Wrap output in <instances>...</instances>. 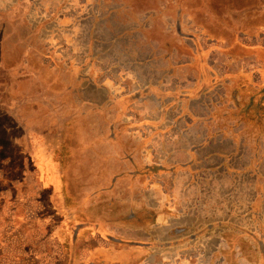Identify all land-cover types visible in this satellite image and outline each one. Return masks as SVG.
I'll return each instance as SVG.
<instances>
[{"label":"rangeland","instance_id":"rangeland-1","mask_svg":"<svg viewBox=\"0 0 264 264\" xmlns=\"http://www.w3.org/2000/svg\"><path fill=\"white\" fill-rule=\"evenodd\" d=\"M4 41L5 57L13 60L5 67L15 70L27 61L28 75L47 71L57 76L58 93L76 86L77 108H67L56 94V113L39 129L27 119L36 112L28 108L23 91L22 103H14L15 98L1 103L0 115L15 106L12 115L17 117L0 118L5 124L0 127V233H10L12 214L4 202L10 204L19 195L17 190L1 192L11 180L21 179L24 169L20 200L25 207L17 216L34 219L14 229L4 245L0 238V264H38L30 255L34 249L40 256L52 252L58 258L62 249L46 241V234L71 213L78 220L67 223L82 241L87 232L106 225L102 214L107 220L119 218L120 225L112 226L108 235L125 240L116 243L121 254L115 253L112 264H135L131 242L142 247L150 239L153 255H140L138 264H264V0H0V61ZM6 79L11 90L17 81L1 69L0 88L6 89ZM86 98L88 108H78ZM113 101L121 106L98 107ZM64 110H70L72 119L83 111V134ZM174 133L185 147L180 162L191 160L193 139L199 147L181 187L189 183L188 170L205 166L204 154L216 152L210 195L197 197L190 189L185 192L189 201H176L171 193L166 202L161 138ZM35 136L54 139L46 147L66 167L65 183L85 200L82 213L74 193V198L68 195V207L64 201L56 204L60 218L50 206L49 193L33 209L35 168L25 157L39 149L29 144ZM8 138L23 140L22 155ZM64 138L66 145H58ZM147 138L150 142L142 145ZM108 172L115 173V191ZM34 233L39 235L36 241L25 238ZM89 250L91 254L84 252L89 255L83 259L86 264H101L108 256Z\"/></svg>","mask_w":264,"mask_h":264},{"label":"crops","instance_id":"crops-1","mask_svg":"<svg viewBox=\"0 0 264 264\" xmlns=\"http://www.w3.org/2000/svg\"><path fill=\"white\" fill-rule=\"evenodd\" d=\"M38 31H39V28H38ZM1 55H2V61H0V71L1 69L4 70L8 78H10L11 80L13 79L14 81H17L16 83H13L12 89L8 90L7 88L11 87V82L8 79H6V81H9V83L6 86V89H5V85L1 86L0 88V99H1L0 102L1 103L4 102L8 98L9 99L15 98L14 103H18L17 101L22 103L20 99H23L22 97V91H23L27 97V100L30 103L28 108H33L34 112H36V114L29 115L27 119H29L30 121H33V123L34 121H36L37 125H35V123L34 125L38 127L39 129L44 128L46 125V122L48 121L47 120L48 117L51 118L52 117L51 114L56 113L55 110L57 108V103H58L56 94H60L62 96L64 104H67V108H77L73 104V88L76 86L71 84L70 86H68L67 91L61 88L60 90L62 91L59 90L60 92L58 93V90L56 89L55 84H54V82H56L57 76H53L52 74H50V72H47V71L40 72L38 74L39 77L38 76L36 77L37 73L36 74L32 73L28 75L27 73L30 72V69H29V64L27 61L24 62L23 66H18L17 68H15V70L8 69V67H5L6 63L9 64L13 60L12 59L10 60V58L6 59L5 57V56L9 57L8 49L6 48L5 41L1 47ZM70 73L72 77L75 78L74 76L75 74H73V72H70ZM73 80L71 79V81ZM78 95L81 97L83 96L82 93ZM71 101H72V105H71ZM88 103H89V100H87L86 98L84 101L81 102L80 107L78 108H88ZM0 105L2 107V104ZM119 105L121 106V102L116 103L115 101H113L109 105H106L105 102H102V104L100 106L98 105V107L99 108H119L120 107ZM13 108H16V107L13 106ZM13 108H7V110H4L2 113H4L5 115H12ZM70 113H71L70 110L68 111L64 110L63 112L65 117L68 116V120H70L71 122H75V124L78 123L77 126H81L80 130L83 134L84 127H85V124L83 122V120L85 119L83 111L82 112L80 111V113H78V116L74 119L71 118L72 115ZM21 126L22 125L19 123L17 127L19 128ZM65 127L66 126L64 125L62 126L63 131ZM74 128L76 132V126ZM83 137L86 138L85 136ZM83 137L79 139L78 141H83L84 139ZM52 140L49 136H46V137L35 136L33 141L31 140L29 141V144L39 146V149L36 151L34 155H31V158L33 159L34 166L37 168L38 175L41 176L42 178H46L48 182V184L44 185L42 189H44V191H47L49 193L50 203L53 205V208L56 210V213L58 214L59 217L62 216V213L60 212V210L57 209L56 204H62V201H64L63 204L68 207L69 206L68 204L70 202V197L74 198L72 196V193L77 194L78 197L74 198L75 203L78 205L77 212L82 213L83 207H81V205L82 203L85 202V200H83L82 196L78 194V191L73 190V187H70L67 183H65L64 175H65L66 168L63 167L60 162H58L59 159L56 158L55 152L54 153L53 151L50 152L46 147L47 145L54 144ZM147 140H149L150 142L151 138L142 140L143 142H141V144L145 145ZM161 141L163 142V151H162L163 157L161 158L160 170H161L162 178L166 180V182L162 185V188H163L162 193H165L166 202H168L169 198L171 199V197L172 198L174 197L176 201H185V200L189 201L190 196H188L189 194L185 192L186 190L187 192H189L190 189L192 190L194 189L197 191L198 193L197 197H199L200 195L203 196L204 194H207V193L208 195H210L211 190L214 189L212 188L213 186H211L212 182H211L210 177L211 175L215 177L216 168H217V163L215 162L216 152L210 151L208 153H205L204 158L202 160L204 161L203 164L208 161L207 164L203 167L202 165L201 167L199 166L198 168L193 167V170H191V173L188 170L189 183L185 184L184 187H181L179 185V181L181 180L182 176L183 178L186 176L187 174L186 169H188L190 165H193L192 163L194 160V152L196 149L199 148V147H196L198 143H196L195 142L196 140L193 139V142L190 144L192 146H195L190 149L192 158L189 157V160L190 159L191 160L188 161L187 164H184L179 161V155L180 153H183L182 150H184L185 148V147H182L178 143L179 137L175 136V133L171 135L167 134V137L163 139L161 138ZM203 144H201L200 146H202ZM58 145H66V138H64L63 143L59 142ZM173 159H175L176 161H173ZM205 173H207V175ZM62 175H63V178H62ZM105 175L111 178V181H112L111 188L113 191H115V189L118 188V186L115 184V181L113 179L116 177L115 173L108 172ZM206 177L210 179L207 180ZM17 192H20V190H17ZM65 192H66V195H65ZM171 193L173 195H171ZM20 194L21 192L19 193V196H21ZM68 195L70 197H68ZM16 198L18 199V197ZM7 202L6 203L4 202L5 208L6 209L10 208L11 209L10 214H12L10 215V218H9L10 221L8 224L10 233H3V234L0 233V238H3V241H1L3 242L1 243L2 245H4V242L6 241V237L9 238L11 235L15 233V231H13L14 229H16L17 231L19 229L21 230L28 223L33 221V217H31V215L27 217H23V218L22 217L19 218L17 216V212L19 210L24 209L25 207V204H23L24 200L23 201L19 200L15 202L14 204H9ZM2 208L3 206L1 205L0 210ZM27 213L28 212H26V214ZM91 214H92V211L87 212L88 217ZM74 215L75 214L71 213L70 215H65L62 218L63 221L61 225H64V226H62L61 230L59 231L61 232L64 230L62 233L58 232L59 233L58 234L56 231H52L51 233L48 234V239L52 241H58L62 247L64 246L66 248V253H63L61 256H58V258L53 259L52 256H49L48 254H45L44 256H40L37 253L36 249H34V251L30 253V255L32 256L33 262H36L38 264H77V259H79L77 256L80 255L79 256L80 261L78 264H84L85 260L83 259L89 257V255L84 256V252H88L89 254H91L89 249H94L95 251H93V253H101V255L108 252L107 254L109 257L106 256V259L104 257V260L101 264H112L109 260L113 258L115 253L119 250L118 254H121L120 252L121 248L117 244L122 243L125 239H121L120 237L113 235V233L112 235L111 234L108 235V232H110V230L113 229L112 226L120 225V220H118L119 218L117 216H113V218L111 220L108 219L110 220L108 221L106 217L104 216V214H102L101 217L105 218L106 225L104 227H101V226L96 227V225H92L90 227L89 225H87L90 228L96 227V230L93 232H89V233L87 232V235L84 236L83 241H82L79 231L75 232V229L70 227V224L67 223L69 220H72V219L78 220L76 215L75 216ZM10 224L12 227L9 226ZM18 235L22 236V233H19ZM18 235L17 237H19ZM38 236L39 235L37 233H34L33 235H30V234L27 235L25 238L31 241H35L38 239L37 238ZM227 237H228L227 239H230L229 236ZM227 241H230V240H227ZM79 242L81 243L80 246H79ZM94 243L97 244L96 247H93ZM115 244L117 246H115ZM27 246L28 245H25L24 248L26 249V253L28 254L29 247ZM131 247L132 248L129 251L132 253V260L134 261L135 264L136 263L138 264V262L141 261V259L139 260L140 255H144V256L153 255V253H151L154 249V243L152 239H150V243L144 244V246L142 247L131 242ZM216 249H217V246H215L213 250H209V254L211 256H214L216 254V251H215ZM225 254L229 255L231 253L230 251H228ZM46 256H48L49 258H46ZM97 264H100V263H97Z\"/></svg>","mask_w":264,"mask_h":264},{"label":"flooded vegetation","instance_id":"flooded-vegetation-1","mask_svg":"<svg viewBox=\"0 0 264 264\" xmlns=\"http://www.w3.org/2000/svg\"><path fill=\"white\" fill-rule=\"evenodd\" d=\"M1 100V99H0ZM0 104H1V102H0ZM0 108H4V106L2 105V107H1V105H0ZM18 108H22L21 106H19ZM3 115H5L4 113H2ZM3 115H0V118L3 116ZM12 116H14V115H12ZM15 118L17 117V116H14ZM20 124H22L21 122H20ZM5 124L3 123H0V127L1 128H5V126H4ZM9 141H10V139H9ZM11 143V145H14V146H17L18 147V152L17 153H19V154H23L24 152H23V140H21L20 138H16V140H14V141H11L10 142ZM3 147H2V145H0V152H1V149H2ZM22 148V149H21ZM48 149V148H47ZM49 150V149H48ZM52 151V150H51ZM50 151V152H51ZM5 160H9V163L11 162V161H13V158H5ZM25 160L26 161H28V162H30V163H32V165L34 166V162H33V159L31 158V155L29 156V157H25ZM27 163V162H26ZM34 177H35V180H36V183H37V185H35L34 186V188H33V192L35 193V195H34V198H35V200L33 201V209L36 211L37 210V207H40V204H41V202H40V199H41V197H43V194L45 193H48L47 191H44V189H42V187L44 186V185H47L48 184V182H47V180H46V178H42L41 176H39L38 175V171H37V168L34 166ZM66 168V167H65ZM3 169V167H1L0 168V173L2 174V170ZM25 170V169H24ZM22 171L21 172V179H19V180H17V181H15V180H11V184L7 187V189L6 190H3L1 193L3 194V195H5L6 193H8V192H13L14 190H20V189H22L21 187H23V186H21V185H24V182H25V180H26V171ZM45 180V181H44ZM9 181V180H8ZM24 187H25V185H24ZM20 192H22V190H20ZM19 192V193H20ZM1 196V195H0ZM18 197V199L20 200V199H22V197L21 196H17ZM17 198H14L13 197V201L14 202H10V204H14L15 202H17V201H19ZM1 200V199H0ZM49 202H50V198H49ZM50 206H52L53 207V205L50 203ZM54 209V208H53ZM55 210V209H54ZM55 212H56V210H55ZM32 214H33V216H35V213L34 212H32ZM56 216H58V214L56 213ZM59 217V216H58ZM40 218V217H39ZM39 218H38V220H39ZM60 218V217H59ZM34 219V218H33ZM63 220V219H62ZM62 226H64V225H61V223H60V225L59 226H56L55 227V229L53 230V231H56L57 233L61 230V228H62ZM67 230V229H66ZM52 232V231H51ZM51 232H49V233H51ZM49 233H47L46 234V241H50V242H53V244L56 246V248H59V246H60V249H62V252H61V254H58L57 255V257L58 256H61L63 253H66V248L63 246H61L60 245V243L58 242V241H52V240H49L48 239V234ZM60 233V232H59ZM58 233V234H59ZM57 234V235H58ZM36 241V240H35ZM57 242H58V244H57ZM52 253V252H51ZM51 253H48V252H46L45 254H48L49 256H52L51 255ZM53 255H55L54 253H53ZM45 258V257H44ZM46 258H49L48 256H46Z\"/></svg>","mask_w":264,"mask_h":264}]
</instances>
